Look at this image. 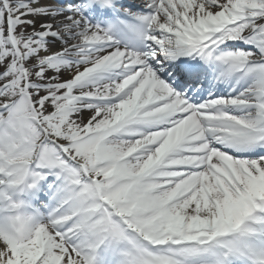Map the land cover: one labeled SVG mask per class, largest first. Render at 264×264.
I'll list each match as a JSON object with an SVG mask.
<instances>
[{"label": "snow or ice", "instance_id": "6c2138e0", "mask_svg": "<svg viewBox=\"0 0 264 264\" xmlns=\"http://www.w3.org/2000/svg\"><path fill=\"white\" fill-rule=\"evenodd\" d=\"M0 264H264V0H0Z\"/></svg>", "mask_w": 264, "mask_h": 264}]
</instances>
